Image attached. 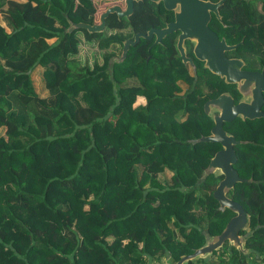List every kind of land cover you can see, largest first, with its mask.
I'll use <instances>...</instances> for the list:
<instances>
[{
  "label": "trees",
  "instance_id": "obj_1",
  "mask_svg": "<svg viewBox=\"0 0 264 264\" xmlns=\"http://www.w3.org/2000/svg\"><path fill=\"white\" fill-rule=\"evenodd\" d=\"M223 6L238 10L221 13L225 23L232 13L231 30L219 33L242 40L264 73V0ZM0 11L9 28L0 25V264H174L220 234L235 213L213 197L223 175H203L221 149L198 141L213 126L207 98L176 95L191 79L172 78L170 59L147 62L143 39L111 61L129 37L114 30L131 21L111 15L102 32L68 31L95 15L92 0H0ZM82 40L112 50L81 63ZM37 66L46 97L31 78ZM137 96L146 103L133 106ZM223 128L241 141L233 167L245 180L227 196L246 212L247 253L225 241L183 264H264V119Z\"/></svg>",
  "mask_w": 264,
  "mask_h": 264
},
{
  "label": "water",
  "instance_id": "obj_2",
  "mask_svg": "<svg viewBox=\"0 0 264 264\" xmlns=\"http://www.w3.org/2000/svg\"><path fill=\"white\" fill-rule=\"evenodd\" d=\"M133 1L138 0H126L125 11H122L118 6L108 8L100 15L99 24H90L85 20L70 22L67 30L69 31L71 28H84L90 33L102 32L105 26V18L108 17L110 13H116L119 18H121V16H128L132 11ZM152 1L159 2L160 0ZM162 1L166 7L171 8L175 5V1L180 2L181 6H183L184 0H173L174 3L171 4L169 2L170 0ZM189 1H195V9L199 10V12H195V26L191 21L188 25H181L180 21L183 15L177 14V22L169 23L165 28L156 29L154 31L150 30L148 34H136L133 40H125L120 56L117 59L112 58L111 61H122L126 57L129 47L137 43L139 36L150 38L152 33L155 32L156 42H158L165 34L179 29L181 33L179 35L178 47L184 61H186V57L182 49V41L184 38H195L198 40L195 47L196 56L201 60H205L206 66L213 73L224 76L227 82L239 80V78L230 77V71L228 72L227 68L228 66H233L235 72H237V67H239L242 62L237 59L227 60L223 54L225 49H232L235 45L228 46L224 39L219 40L217 35L211 31L207 25L210 19L209 9L213 10L218 15L217 8L224 0H220L216 3L203 0ZM246 76H249V74H242L241 77L246 79ZM250 78L253 80L252 77ZM246 82H248L247 79L244 85L248 86L249 84H253L252 82ZM252 89L253 95L250 104L239 103L238 105H233L231 98L227 94H221L217 98L208 100L204 103V112L208 116H212L214 124L210 130V134L201 136L198 141L219 143L222 148L210 159L209 164L203 171V175L206 176L209 173L223 175L213 191V197L218 201L221 209L228 208L235 214L229 219L220 234L207 238L201 247L190 254L182 256L174 264H183L188 260H194L198 257H207L213 250L222 246L225 241L234 245L243 253H247L244 247L245 236L239 234L240 230L244 229L247 224L246 212L240 203L227 196V192L237 182H243L245 180L239 176L238 172L233 167L237 160L234 146L241 141L236 140L233 135L228 134L223 128V124L233 121L236 116H240L243 119L264 117V112L259 110L264 91V78L262 73L259 74L255 87ZM211 109L216 110L218 113L213 115L212 112H210Z\"/></svg>",
  "mask_w": 264,
  "mask_h": 264
},
{
  "label": "flooded vegetation",
  "instance_id": "obj_3",
  "mask_svg": "<svg viewBox=\"0 0 264 264\" xmlns=\"http://www.w3.org/2000/svg\"><path fill=\"white\" fill-rule=\"evenodd\" d=\"M101 1L102 3H107L108 5H98L99 2L101 3ZM203 1L216 3L220 0ZM226 1L227 0H224L223 3L217 8L218 15L213 10L209 9L210 19L207 25L209 29L217 35L219 40L224 39L225 43L228 46L235 45V47L232 49H225L223 51V54L227 60L237 59L242 62L239 67H237V72H235L233 66H228L227 68L228 72L230 71V77L239 78V80L237 81L227 82L224 76L213 73L206 66L205 60H201L196 56L195 47L198 43V40L195 38H184L182 41V49L186 57V61H184L181 51L178 47L179 35L181 33L179 29L165 34L158 42H156L157 39L155 32L152 33L150 38L139 36L137 43L130 46H137L143 39V43H141L144 46V49H142V51H139L138 54L146 55L147 62H150L149 60L158 62L160 60L166 61L170 59L172 60V63H174L170 65L169 68L171 69H168L169 72H173L171 75L172 78H175L176 76H179L181 72H184L191 79V85L188 83H183L179 80L177 81V84L180 86V90L176 92V95H182L188 91L194 96V99L206 97V101H208L217 98L221 94H227L231 98L233 105H238L239 103L250 104L253 95L252 88L255 87L259 74L262 73L264 78L263 70L258 66V64H249L247 62V51L245 49H238V46L240 43H242V40L232 43L226 39V36L219 33L221 31L219 27L220 25L225 28L224 31L227 33L231 30V14L238 10V8H232L231 6L225 9L223 4ZM169 2L170 4L174 3L173 0H170ZM92 3L95 9L93 14L95 15H91L85 19V21L89 22L90 24H96L95 22L98 21L96 17L98 13L102 11V14L110 7L118 6L122 11L126 10V0H92ZM139 4H142V6L138 7ZM240 10H243V8H240ZM195 12H199V10L195 9V1L184 0L183 6H181L180 2L175 1V5L171 8H168L164 5V2L162 0H160L159 2H155L152 0H138L133 1L132 11L128 16H121V18H119L116 13H110L108 17L111 15H115L119 22L123 19L128 20L129 22L131 21V23H129L127 27H124L122 29H115L114 31H121L123 33H126L127 35H129L126 40H133L136 34H148L150 30L154 31L156 29L165 28L169 23L177 22V14L183 15L180 21L181 25H188L191 21L195 26ZM230 12L232 13L227 17L229 23H225L222 18V14L226 15ZM140 16L141 19H139ZM108 17L105 18L104 30L107 27ZM120 54H118V57L120 56ZM118 57H116V59ZM150 65L153 66L151 63ZM174 68H179L180 70H175ZM242 74H249V76L252 77L253 80L249 76H246V79L248 80V82L246 83L252 82L253 84H249L248 86L244 85L246 79L241 77ZM200 79H207L209 80V82L198 84L197 82ZM212 86H214V91H211ZM219 88H223L222 91L214 95L215 93H217V91H219ZM259 110L264 112V91L263 100ZM210 112H212L213 115L218 113L214 109H211ZM209 117L213 121L212 116L209 115ZM260 118L264 119V117ZM179 119L184 120L183 117H180ZM238 119L245 120L240 116H236L233 121Z\"/></svg>",
  "mask_w": 264,
  "mask_h": 264
},
{
  "label": "rangeland",
  "instance_id": "obj_4",
  "mask_svg": "<svg viewBox=\"0 0 264 264\" xmlns=\"http://www.w3.org/2000/svg\"><path fill=\"white\" fill-rule=\"evenodd\" d=\"M101 4L108 5L107 3H102V1H101V3L100 2L98 3V5L102 6ZM1 13H0V19L3 21L4 26H6L5 28H7V30H8L9 28L6 25V22L4 20L3 12H1ZM99 22H100V18L95 23L98 24ZM48 40H49V42L53 41V39H48ZM109 50H112V46L108 47L106 49H101V48H98L96 44L86 43L84 40H82V42H81V44L79 46V53H78L76 59L79 62H81V63L88 62L89 64H92V62L95 59L98 60V62H101L103 54L105 52L109 51ZM114 51L117 54L119 52L118 48H116V50L114 49ZM113 58H116V57H113ZM136 82L137 81L135 79L130 78V79H127L123 84L130 85V84H135ZM35 83H36L35 90L38 89L39 91L41 90L43 92H47V90L44 88V83H43V79H42V73L40 74V76L37 75V77L35 78ZM145 103H146V99L144 97L137 96L135 102L133 103V106L144 105ZM170 175H171V172L169 170H165L164 172L159 174V177H160L161 180H165L166 181V180H168L170 178ZM155 264H171V263L169 261L163 259L162 261L157 262Z\"/></svg>",
  "mask_w": 264,
  "mask_h": 264
},
{
  "label": "crops",
  "instance_id": "obj_5",
  "mask_svg": "<svg viewBox=\"0 0 264 264\" xmlns=\"http://www.w3.org/2000/svg\"><path fill=\"white\" fill-rule=\"evenodd\" d=\"M16 1H18V2H24L25 0H16ZM1 13V12H0ZM2 14V13H1ZM0 25L1 26H4V24H3V21L0 19ZM4 27H6V26H4ZM6 30H7V28H6ZM9 30V29H8ZM54 40V39H53ZM42 73V69L39 67V66H37L33 71H32V73H31V78H32V80H33V83H34V86H35V88H36V83H35V78L37 77V75L38 76H40V74ZM40 78V77H39ZM37 91V93L39 94V95H41V97H46L48 94H47V92H43V91H39L38 89H36ZM41 93V94H40ZM0 132L1 133H4V129H2L1 127H0Z\"/></svg>",
  "mask_w": 264,
  "mask_h": 264
}]
</instances>
